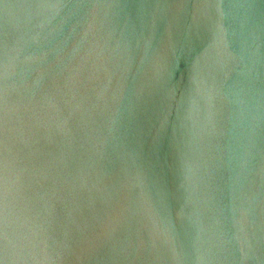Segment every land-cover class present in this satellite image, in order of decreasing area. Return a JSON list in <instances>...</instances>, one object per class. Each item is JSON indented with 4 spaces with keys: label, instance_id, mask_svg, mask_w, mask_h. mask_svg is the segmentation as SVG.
I'll return each instance as SVG.
<instances>
[{
    "label": "water",
    "instance_id": "1",
    "mask_svg": "<svg viewBox=\"0 0 264 264\" xmlns=\"http://www.w3.org/2000/svg\"><path fill=\"white\" fill-rule=\"evenodd\" d=\"M0 264H264V0H0Z\"/></svg>",
    "mask_w": 264,
    "mask_h": 264
}]
</instances>
